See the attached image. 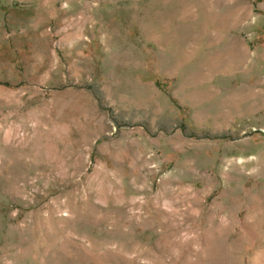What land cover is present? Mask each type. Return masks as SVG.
I'll return each mask as SVG.
<instances>
[{"label": "rangeland", "instance_id": "rangeland-1", "mask_svg": "<svg viewBox=\"0 0 264 264\" xmlns=\"http://www.w3.org/2000/svg\"><path fill=\"white\" fill-rule=\"evenodd\" d=\"M0 264H264V0H0Z\"/></svg>", "mask_w": 264, "mask_h": 264}]
</instances>
